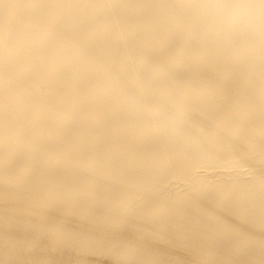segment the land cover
Returning <instances> with one entry per match:
<instances>
[{
  "label": "bare ground",
  "instance_id": "obj_1",
  "mask_svg": "<svg viewBox=\"0 0 264 264\" xmlns=\"http://www.w3.org/2000/svg\"><path fill=\"white\" fill-rule=\"evenodd\" d=\"M259 0H0V264H264Z\"/></svg>",
  "mask_w": 264,
  "mask_h": 264
},
{
  "label": "clouds",
  "instance_id": "obj_2",
  "mask_svg": "<svg viewBox=\"0 0 264 264\" xmlns=\"http://www.w3.org/2000/svg\"><path fill=\"white\" fill-rule=\"evenodd\" d=\"M245 7L253 10L256 13L258 23L264 25V0H259L258 3H249Z\"/></svg>",
  "mask_w": 264,
  "mask_h": 264
}]
</instances>
